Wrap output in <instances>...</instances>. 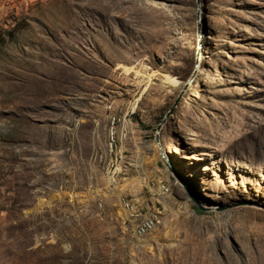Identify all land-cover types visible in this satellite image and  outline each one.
I'll list each match as a JSON object with an SVG mask.
<instances>
[{"label": "rangeland", "instance_id": "rangeland-1", "mask_svg": "<svg viewBox=\"0 0 264 264\" xmlns=\"http://www.w3.org/2000/svg\"><path fill=\"white\" fill-rule=\"evenodd\" d=\"M0 264H264V0H0Z\"/></svg>", "mask_w": 264, "mask_h": 264}, {"label": "bare ground", "instance_id": "bare-ground-1", "mask_svg": "<svg viewBox=\"0 0 264 264\" xmlns=\"http://www.w3.org/2000/svg\"><path fill=\"white\" fill-rule=\"evenodd\" d=\"M199 34L201 35L200 39H202V37L204 36L203 31H200ZM199 57H200V59H202V54ZM131 67L132 66L126 67V69H130ZM197 67H198V64H197ZM197 77H198V68L194 69L192 77H190L191 78V81H190L191 85H192V83H194V81L196 80ZM166 78L171 80L172 82H175V83L177 82V79L175 77H173V76L166 75ZM114 135H115V131H113L111 133V136H110L111 142H110V144H112V141H115V136ZM156 150H157V148H155V152H154L155 157H157V154H158ZM109 164L110 163H108V165ZM111 176L108 177L110 179V181H112L114 179V178L111 179ZM123 187H124V184L123 185L122 184L121 185L115 184V185L112 186L113 191L117 192L118 195L121 194V192H123ZM121 196L122 195H120L121 209H122V205H123V207H125V208H123L122 215L124 216L125 219H127V221L129 220V215H130V220H129V223H128L127 227H132L130 222L133 221V223H134V221H135V223H136L135 233L138 236H143V235L147 234L148 232L152 231L153 229H155L156 225L160 221L159 218H158L159 217L158 213H156L154 210H152V212H149L147 210L148 212H146V214H141L139 212L138 205H135L134 203L131 204L130 202H127L126 201L127 199L125 200V198H123L124 200H121ZM122 201H124L123 204H122ZM148 217H150L152 220L149 221L148 223H146ZM127 235L128 236H132L130 232H128Z\"/></svg>", "mask_w": 264, "mask_h": 264}, {"label": "water", "instance_id": "water-1", "mask_svg": "<svg viewBox=\"0 0 264 264\" xmlns=\"http://www.w3.org/2000/svg\"><path fill=\"white\" fill-rule=\"evenodd\" d=\"M200 26V22L198 24ZM200 28V27H199ZM202 43H199V47L201 48ZM181 95L178 96V98L175 100L174 104L172 105V107L169 109V111L167 112L166 116L164 117V119L159 123L158 125V129H161L164 122L169 118V116L173 113L174 109L176 108V106L178 105L179 101H180ZM164 160L166 161V164L171 167L172 165L169 163L168 159L165 157Z\"/></svg>", "mask_w": 264, "mask_h": 264}, {"label": "built area", "instance_id": "built-area-1", "mask_svg": "<svg viewBox=\"0 0 264 264\" xmlns=\"http://www.w3.org/2000/svg\"><path fill=\"white\" fill-rule=\"evenodd\" d=\"M112 185H115V183H112ZM152 219L150 217H148L146 223H148L149 221H151Z\"/></svg>", "mask_w": 264, "mask_h": 264}]
</instances>
